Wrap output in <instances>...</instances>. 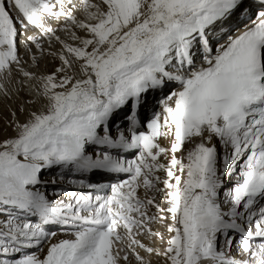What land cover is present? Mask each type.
Listing matches in <instances>:
<instances>
[{
    "label": "snow or ice",
    "instance_id": "1",
    "mask_svg": "<svg viewBox=\"0 0 264 264\" xmlns=\"http://www.w3.org/2000/svg\"><path fill=\"white\" fill-rule=\"evenodd\" d=\"M13 97L0 264H264V0H0Z\"/></svg>",
    "mask_w": 264,
    "mask_h": 264
},
{
    "label": "rangeland",
    "instance_id": "2",
    "mask_svg": "<svg viewBox=\"0 0 264 264\" xmlns=\"http://www.w3.org/2000/svg\"><path fill=\"white\" fill-rule=\"evenodd\" d=\"M23 51L21 52L22 54H23ZM20 103H21V101L19 99H16L15 97H13L12 100L0 99V136L13 135L14 134L11 129H8L7 131H3V126L6 123L5 118L9 116V109L10 108H12V109L16 108ZM20 118L23 119L24 117L21 116ZM162 229L160 227V231H164V229L163 230ZM165 235H166V233H165ZM153 264H162V261L160 259H158V260L156 259V260H153Z\"/></svg>",
    "mask_w": 264,
    "mask_h": 264
},
{
    "label": "bare ground",
    "instance_id": "3",
    "mask_svg": "<svg viewBox=\"0 0 264 264\" xmlns=\"http://www.w3.org/2000/svg\"><path fill=\"white\" fill-rule=\"evenodd\" d=\"M78 15H79V13H77ZM53 27H56V25L55 24H53ZM33 33H35V34H39L38 32H36V30L35 29H33V28H29L28 29V32H27V34L28 35H32ZM24 38V37H23ZM24 49H23V47H21V49H20V51L22 52ZM163 227H161V229H162ZM163 230V229H162ZM167 235V234H166ZM61 238H65L63 235H58V236H56V237H54L53 239H52V241L51 242H56L57 240H59V239H61ZM157 246H159V247H163V245H160L159 244V242L157 241ZM46 251H47V244L44 246V249H43V252L41 253V257L44 255V254H46ZM156 257H154L153 258V260H158L159 258H156Z\"/></svg>",
    "mask_w": 264,
    "mask_h": 264
}]
</instances>
